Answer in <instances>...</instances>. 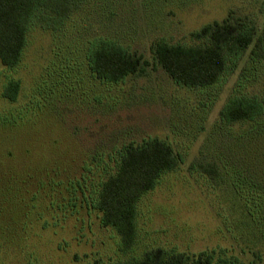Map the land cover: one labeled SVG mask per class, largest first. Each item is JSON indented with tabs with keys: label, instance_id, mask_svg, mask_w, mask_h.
Returning <instances> with one entry per match:
<instances>
[{
	"label": "rangeland",
	"instance_id": "rangeland-1",
	"mask_svg": "<svg viewBox=\"0 0 264 264\" xmlns=\"http://www.w3.org/2000/svg\"><path fill=\"white\" fill-rule=\"evenodd\" d=\"M231 11L262 30L264 0H87L62 31L30 29L18 65L0 64V264H117L156 248L264 264V221L235 191L231 163L230 135L250 127L215 126L247 58L221 87L189 90L150 51L159 39L188 44ZM96 38L141 54L149 68L118 84L98 80L86 60ZM10 80L19 83L15 102L2 97ZM148 138L167 142L183 163L142 196L136 242L123 253L95 203L116 152ZM202 164L216 165V177Z\"/></svg>",
	"mask_w": 264,
	"mask_h": 264
},
{
	"label": "trees",
	"instance_id": "trees-1",
	"mask_svg": "<svg viewBox=\"0 0 264 264\" xmlns=\"http://www.w3.org/2000/svg\"><path fill=\"white\" fill-rule=\"evenodd\" d=\"M86 1L0 0V64L9 69L17 66L34 25L45 31H62ZM150 51L153 64L175 85L189 90L221 87L247 58L236 88L218 112L215 126L247 124L250 127L244 133L230 135L234 147L231 163L240 175L234 187L250 217L264 221V90L261 93L246 89L264 82V25L259 31L254 20L231 11L223 21L212 22L190 33L188 44L159 39L151 44ZM86 60L94 77L110 84L143 74L150 66L141 54L107 38L92 41ZM18 91L19 83L10 80L3 87L2 97L15 102ZM116 154L115 171L101 182L95 208L101 214V225L116 232L121 252L127 253L136 242L140 199L156 187L163 174L176 171L183 159L167 142L157 138H148L137 145L128 144ZM208 166L202 164L200 170L208 173ZM210 173L216 177V165ZM238 263V259L227 260L214 250L188 256L156 248L139 259L117 264Z\"/></svg>",
	"mask_w": 264,
	"mask_h": 264
}]
</instances>
